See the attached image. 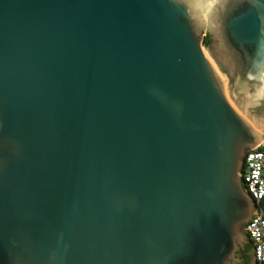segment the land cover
Wrapping results in <instances>:
<instances>
[{"label":"water","instance_id":"1","mask_svg":"<svg viewBox=\"0 0 264 264\" xmlns=\"http://www.w3.org/2000/svg\"><path fill=\"white\" fill-rule=\"evenodd\" d=\"M263 134L264 0H0V264H240Z\"/></svg>","mask_w":264,"mask_h":264},{"label":"built area","instance_id":"2","mask_svg":"<svg viewBox=\"0 0 264 264\" xmlns=\"http://www.w3.org/2000/svg\"><path fill=\"white\" fill-rule=\"evenodd\" d=\"M243 185L257 207V214L244 232L255 248L257 264H264V134L262 143L244 158Z\"/></svg>","mask_w":264,"mask_h":264},{"label":"flooded vegetation","instance_id":"3","mask_svg":"<svg viewBox=\"0 0 264 264\" xmlns=\"http://www.w3.org/2000/svg\"><path fill=\"white\" fill-rule=\"evenodd\" d=\"M252 245V244H251ZM248 244L245 249L239 252L240 264H257L254 258L253 246Z\"/></svg>","mask_w":264,"mask_h":264},{"label":"trees","instance_id":"4","mask_svg":"<svg viewBox=\"0 0 264 264\" xmlns=\"http://www.w3.org/2000/svg\"><path fill=\"white\" fill-rule=\"evenodd\" d=\"M210 43V38H209V36H206L205 37V40H204V44L205 45H208ZM251 245V244H250ZM252 246V245H251Z\"/></svg>","mask_w":264,"mask_h":264}]
</instances>
